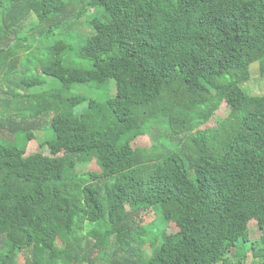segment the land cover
<instances>
[{"label": "trees", "instance_id": "trees-1", "mask_svg": "<svg viewBox=\"0 0 264 264\" xmlns=\"http://www.w3.org/2000/svg\"><path fill=\"white\" fill-rule=\"evenodd\" d=\"M75 1L0 0V264H264V94L242 88L264 73V0ZM89 7L110 16L89 21L91 68L64 65L59 39L38 72L60 87L29 93L42 40ZM109 79L113 96L73 112L86 98L65 90ZM47 115L49 153L26 154ZM158 123V143L131 145ZM83 156L101 168L79 173ZM252 220L263 247L233 262Z\"/></svg>", "mask_w": 264, "mask_h": 264}, {"label": "rangeland", "instance_id": "rangeland-1", "mask_svg": "<svg viewBox=\"0 0 264 264\" xmlns=\"http://www.w3.org/2000/svg\"><path fill=\"white\" fill-rule=\"evenodd\" d=\"M76 5L80 6V0H76ZM99 17L103 21L109 20L110 16L104 13L103 8H93L89 7L88 11L85 15H83L80 19L73 20L69 22L66 27L62 29H57L55 33L48 37L47 39L42 40V50L39 52L38 59H31L29 61V67L25 66V71L22 74L23 76H30L37 74L40 63L47 64L52 56L49 54L47 47L52 45L55 41L59 39H64L68 44L69 47L67 50L60 54L62 62L64 65L69 67H84V68H91V62L82 58L79 54V50L82 47L85 38L91 34L92 28L90 26L89 21L94 17ZM32 21V18L28 20L25 25L27 26ZM251 77L244 81L242 84V88L250 94L253 95H261L264 94V73L261 71V66L259 62H254L250 68ZM22 73V72H21ZM21 73L19 74L21 76ZM44 80V83L39 86H35L29 89V93L33 92H41V91H51L56 90L60 87V82L54 77L47 76L38 72ZM18 90V89H17ZM19 92H23L18 90ZM116 92V86L113 79H109L104 83H96V82H88V83H78L73 84L69 89L65 90V96H76L81 95L86 98V100L74 107L73 112L75 114H80L86 107H87V99L90 98H97V99H105L107 96H113ZM229 113V108L227 104L222 103L220 108L216 111L215 115L207 122L200 124L197 129H211L212 127L217 126V122L226 117ZM50 115L46 117L39 118V123L35 124L32 128V132L34 134V138L30 140L26 146V154H30L33 152L40 151L42 153H49L47 147H41L39 142L44 140H50L54 138V133L49 126ZM167 127L164 124H156L153 125L150 130L142 136L135 138L131 145L136 147H150L153 143H158L160 136L167 134ZM170 136H173L170 134ZM79 156H81L79 154ZM84 159L78 165V172H85L88 170H99L101 167L97 164L95 158H91L88 160L89 156H83ZM157 209H155V212ZM159 213V212H157ZM150 215H145L144 218L148 219ZM156 224L163 225V220L159 215ZM249 241L248 242H238V246L241 249L238 250V253L235 252L236 250L233 249L230 253V258L233 262H236L238 257L243 255L246 248L255 247L257 250H260L263 246L260 242L261 230H259L256 226L254 220L250 221L249 223ZM255 250V249H254ZM243 264H257V261L253 258L251 252L247 254L246 259L243 261Z\"/></svg>", "mask_w": 264, "mask_h": 264}, {"label": "water", "instance_id": "water-1", "mask_svg": "<svg viewBox=\"0 0 264 264\" xmlns=\"http://www.w3.org/2000/svg\"><path fill=\"white\" fill-rule=\"evenodd\" d=\"M8 46V45H7Z\"/></svg>", "mask_w": 264, "mask_h": 264}]
</instances>
